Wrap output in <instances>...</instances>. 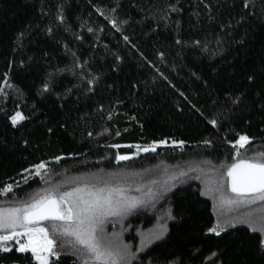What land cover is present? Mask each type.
<instances>
[{"label": "trees", "instance_id": "1", "mask_svg": "<svg viewBox=\"0 0 264 264\" xmlns=\"http://www.w3.org/2000/svg\"><path fill=\"white\" fill-rule=\"evenodd\" d=\"M259 152L264 0H0V189L13 186L0 204L121 173L144 196L110 226L120 264H264V201L217 235L203 192ZM15 249L0 263H36ZM86 257L63 249L48 264Z\"/></svg>", "mask_w": 264, "mask_h": 264}, {"label": "snow or ice", "instance_id": "2", "mask_svg": "<svg viewBox=\"0 0 264 264\" xmlns=\"http://www.w3.org/2000/svg\"><path fill=\"white\" fill-rule=\"evenodd\" d=\"M11 119L15 125L24 117L17 112ZM249 143L247 136L239 137L234 145L237 147V156L240 155L239 149ZM142 150L147 152L150 149ZM151 150L154 151L155 148ZM117 159L127 160L130 157L117 156ZM35 168V174L40 175V170H46V165L40 163L35 165ZM227 176L230 178L231 191L237 196L225 200V203L239 205L264 201V152L246 159H238L227 167ZM12 190L13 186L8 184L0 189V195H6ZM113 192L118 190L109 189L105 194L104 189L85 193L83 189L77 188L58 195L51 190H45L36 193L30 202L13 207H0V250L11 251L7 243L15 241L19 245L16 251L31 252L39 264H48L47 254L52 253L56 243L49 238V228L42 226L43 221H49L52 233L74 237L75 242L86 248L91 254V259L97 264H117L118 259L122 258L120 253H113L101 246L95 236L96 225L102 223V217L126 212L139 201L114 199ZM56 221L63 223L57 224ZM209 231L215 232L216 229L211 228ZM21 237L26 239L21 241Z\"/></svg>", "mask_w": 264, "mask_h": 264}, {"label": "rangeland", "instance_id": "3", "mask_svg": "<svg viewBox=\"0 0 264 264\" xmlns=\"http://www.w3.org/2000/svg\"><path fill=\"white\" fill-rule=\"evenodd\" d=\"M165 143H166V141L163 140V141L152 142V143L145 144V145H136L134 153L132 155H136L139 152H143L142 149H144V148L152 149L153 147L155 148L156 146L162 145ZM122 156L130 157L131 155H122ZM161 169H164V168H161ZM161 171H164V170H161ZM164 173H166V172H164ZM226 174H227V170H226ZM215 176H217V175H215ZM215 176L213 173V175L210 176V179L204 180L205 184H204L203 192L206 195H208L210 197V199L212 200V208H213V212H214V215H215L216 221H217V226H215L213 228L216 229L215 232H219L222 229L228 227L226 224L225 225L221 224L223 219H225V218L227 219V217H229V215L235 214L237 211H239L241 209V207L248 205V204H239L238 205V204L225 203L224 202L225 200L236 198L237 194L233 193L231 191V183H230L229 177L224 181L223 180L220 181ZM132 180L134 183L132 182ZM136 182H138L137 178H136V180H134L130 177L128 178L127 175H124L121 173H113V174L108 173V174H102V175L91 174V175H88L83 180L82 183H80L78 185H75L76 183H73L72 186H69L68 188L63 189V190H57L53 193L58 195L62 192H66V191L70 192V191H73L74 189L79 188V189H83L85 191V193L88 191H96L99 189H104L105 194H106L109 189H114V190H118V192H113V198L114 199H120L123 201H131V200L135 199V200H138L140 202V200L142 199V196H144V195L140 194L137 191L138 186H137ZM142 186L143 185H139L140 188ZM141 189H145V187L143 186ZM20 204H22V203L8 204V205L7 204H0V207H13V206H18ZM125 213L126 212H121L118 215H111V216L102 217V223H98L96 225V228H95V236H96L97 240L100 242L101 246L107 250L112 251L113 253H115V250L117 253H119V251H118L119 247L114 249L115 246L113 245V243H116L115 239L118 240L119 237L117 234L116 235L114 234V231L110 230V226L112 228L115 224H118L122 220V217ZM111 218H112V220H111ZM55 223L62 224L63 222L62 221H56ZM42 226L49 228V238L53 239L54 241H56L57 244H59L56 247V243H55V246H54L51 254L57 253V251H60L63 249H73V250L82 249V250H84V252L87 253V256H88L85 258V260L83 261L82 264H86V262H87V264H97V262H95L91 259V254L88 253L87 249L84 248L82 245L75 242L74 237L61 236V235L52 233L49 221H43ZM114 229H115V226L113 227V230ZM20 239H21V241H24L26 238L21 237ZM18 247H19V245L17 244L16 248H18ZM47 255L49 258L50 254H47ZM33 259L36 262L35 264H39V262L34 257H33ZM117 263L120 264L119 261H117Z\"/></svg>", "mask_w": 264, "mask_h": 264}, {"label": "built area", "instance_id": "4", "mask_svg": "<svg viewBox=\"0 0 264 264\" xmlns=\"http://www.w3.org/2000/svg\"><path fill=\"white\" fill-rule=\"evenodd\" d=\"M16 245H17V243L15 241H9L7 243V246L10 247L11 249L14 248V247L16 248ZM2 252H5V251L0 250V253H2ZM0 264H23V263L11 262V263H0Z\"/></svg>", "mask_w": 264, "mask_h": 264}]
</instances>
